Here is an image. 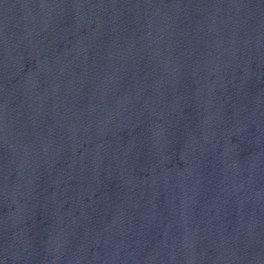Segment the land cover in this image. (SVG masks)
Returning a JSON list of instances; mask_svg holds the SVG:
<instances>
[{"label":"water","instance_id":"95a60500","mask_svg":"<svg viewBox=\"0 0 264 264\" xmlns=\"http://www.w3.org/2000/svg\"><path fill=\"white\" fill-rule=\"evenodd\" d=\"M0 264H264V0H0Z\"/></svg>","mask_w":264,"mask_h":264}]
</instances>
